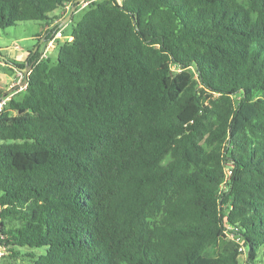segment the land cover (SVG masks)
<instances>
[{"label": "trees", "instance_id": "16d2710c", "mask_svg": "<svg viewBox=\"0 0 264 264\" xmlns=\"http://www.w3.org/2000/svg\"><path fill=\"white\" fill-rule=\"evenodd\" d=\"M75 1L0 0V29ZM81 11L0 112V264H264V0Z\"/></svg>", "mask_w": 264, "mask_h": 264}, {"label": "rangeland", "instance_id": "374dc122", "mask_svg": "<svg viewBox=\"0 0 264 264\" xmlns=\"http://www.w3.org/2000/svg\"><path fill=\"white\" fill-rule=\"evenodd\" d=\"M82 16V11H78L74 14V21H78ZM59 25V24H58ZM44 27L43 22H22L17 23L15 27H10L6 29H0V57L12 56L16 63H21L23 61V54H27V52L35 49L38 46L37 37L40 34L41 29ZM60 28L63 29L64 37L61 41H65V37L70 36L72 25H63ZM59 28V29H60ZM18 47L19 49H15L14 47ZM44 49V44L39 46V52H42ZM58 49L55 47L52 49V54L50 58L54 61L57 57ZM13 73L10 69H3L0 68V85L4 88L6 84L10 81H15L16 83L17 76L16 71ZM36 250V249H35ZM3 251V250H1ZM40 250L37 249L36 253ZM4 253V251H3ZM0 254L1 257L0 262H7L8 258L6 257L8 254L5 255ZM239 260L241 264L245 262V254L243 253Z\"/></svg>", "mask_w": 264, "mask_h": 264}, {"label": "crops", "instance_id": "0c3cea01", "mask_svg": "<svg viewBox=\"0 0 264 264\" xmlns=\"http://www.w3.org/2000/svg\"><path fill=\"white\" fill-rule=\"evenodd\" d=\"M68 7H69V10H70V8H71V5L69 4V5H67ZM66 6V7H67ZM66 7H65V9H63V10H59V11H56L52 16H55V17H59L58 18V21H55V23H58L59 25H58V27L60 28L61 26H60V23L67 17V15H68V12H69V10L68 11H66ZM78 11H80V10H77V11H75L73 14H72V16H71V19L73 18L74 19V14L76 13V12H78ZM71 19H70V21L67 23V25L69 26V25H72V22H71ZM42 28V27H41ZM50 28H48V26L47 25H44V27L41 29V31H40V34L38 35V37H37V40L39 41L38 43H40V42H43L44 43V36H45V33H46V31L47 30H49ZM59 30H62V33H63V29L62 28H60ZM63 36H64V34H63ZM62 41H58V43H61ZM57 43V44H58ZM56 48H57V45L55 46ZM15 49H19L18 47H14ZM58 49V48H57ZM35 50V49H34ZM37 50V49H36ZM35 50V51H36ZM41 53V52H40ZM28 55H29V52H27V54L25 55V54H23V61H21V63H17V64H20L21 66H23L21 69H17V68H15L14 66H13V64L12 63H7L6 61H4L3 59H1L0 58V68H3V69H10V70H12L13 71V73H15L14 71H21V72H23V69H24V67H25V64H26V62H27V64H29L28 63V61H27V57H28ZM7 57V59H9L10 61H12V62H14V63H16V60L12 57V56H6ZM28 66V65H27ZM16 76H17V72H16ZM24 81V80H23ZM22 81V82H23ZM15 81H10L8 84H6L5 85V87L3 88L1 85H0V88L1 89H3V91L5 92V94L4 95H6V93H9V95H12L14 92V90H13V86L16 84V83H14ZM17 82V81H16ZM13 92V93H12ZM16 92V91H15Z\"/></svg>", "mask_w": 264, "mask_h": 264}, {"label": "built area", "instance_id": "2783aa9c", "mask_svg": "<svg viewBox=\"0 0 264 264\" xmlns=\"http://www.w3.org/2000/svg\"><path fill=\"white\" fill-rule=\"evenodd\" d=\"M120 1V0H118ZM89 3L88 1L85 2H81L79 3L78 7L79 10L85 8ZM69 10V7H66V11ZM50 30V29H49ZM46 36V33H45ZM44 36V38H45ZM63 34H62V30H57L56 32H53L52 34L49 35V38L46 40L44 39V49L43 51L40 53L39 55V60L41 59H46L51 53H52V49L55 48V46L57 45L58 41H61V39L63 38ZM72 38L70 36L65 37V41H70ZM17 72V82L16 84L12 87L13 90H15L16 92H20L25 88V85H22V81L24 80V74L21 71H16ZM12 95H9L7 97H2L0 98V112L3 108V106L6 104L7 100L11 97ZM230 172L228 171V174Z\"/></svg>", "mask_w": 264, "mask_h": 264}, {"label": "water", "instance_id": "95a60500", "mask_svg": "<svg viewBox=\"0 0 264 264\" xmlns=\"http://www.w3.org/2000/svg\"><path fill=\"white\" fill-rule=\"evenodd\" d=\"M85 1H88V0H76L75 3L76 4H79V3L85 2ZM75 9H76L75 6L74 5H71V8H70V10L68 12L67 17L60 23V26L66 25L70 21L72 14L75 12ZM41 44H43V42H40L38 44V46L35 48V50L38 49ZM32 65H33V63L27 64V62H26L25 67L23 69V74L25 76V79L22 82V85H25L26 84V79H27V76H28V72L31 70ZM3 97H5V95H3Z\"/></svg>", "mask_w": 264, "mask_h": 264}]
</instances>
